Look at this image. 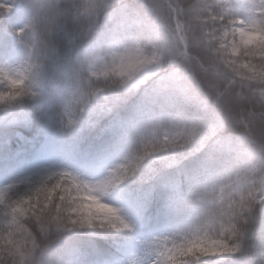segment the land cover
<instances>
[{
	"label": "snow or ice",
	"instance_id": "obj_1",
	"mask_svg": "<svg viewBox=\"0 0 264 264\" xmlns=\"http://www.w3.org/2000/svg\"><path fill=\"white\" fill-rule=\"evenodd\" d=\"M7 8L0 4V10ZM242 8L240 16L221 0H85L79 15L92 23L103 16L112 25L109 59L90 75L119 77L116 87L125 95L143 86L159 112L153 113L150 134L139 137V149L94 184L69 172L46 171L18 199L8 196L13 185L0 188V264H25L53 230H131L121 210L101 198L157 153H170L174 164L189 145L199 152L210 143L200 165L208 182L194 197L195 214L176 234L154 242L151 264H193L217 256L230 264H264V217L258 228L252 226L257 206L264 208V0H249ZM0 80L7 81L0 105L27 94L22 75L0 71ZM232 85L237 95L247 94L250 108L233 106L226 97ZM102 90L74 94L69 113ZM189 109L193 116L182 123ZM166 122L174 130L157 136ZM199 175L192 179L198 182Z\"/></svg>",
	"mask_w": 264,
	"mask_h": 264
},
{
	"label": "trees",
	"instance_id": "obj_2",
	"mask_svg": "<svg viewBox=\"0 0 264 264\" xmlns=\"http://www.w3.org/2000/svg\"><path fill=\"white\" fill-rule=\"evenodd\" d=\"M55 2L0 0L8 6L0 10V71L13 78L22 75L27 93L12 104L0 105V188L13 185L10 199L26 195L49 167L52 171L73 167L81 179L97 178L100 167L119 164L139 148V137L150 134L153 113L159 112L141 86L127 95L102 90L90 96L82 110L69 113L67 105L74 94L91 91L86 79L91 56L85 59L84 53L97 54L102 45L90 39L77 16L78 0H57L56 19L46 21L45 14ZM5 90L7 81L0 80V91ZM226 97L234 107L252 106L246 93L237 95L236 85ZM192 116V110H186L181 121L189 122ZM18 149L25 152L13 156ZM196 159L186 160L181 169L157 171L143 164L139 176L115 191L137 215V228L47 233L44 239L50 247L45 264H150L156 258L154 242L176 234L195 214L194 197L208 182L200 168L193 170ZM197 173L198 182L192 179ZM262 209L258 205L255 210L257 223ZM4 213L0 206V217ZM193 264H230V260L217 256Z\"/></svg>",
	"mask_w": 264,
	"mask_h": 264
},
{
	"label": "clouds",
	"instance_id": "obj_3",
	"mask_svg": "<svg viewBox=\"0 0 264 264\" xmlns=\"http://www.w3.org/2000/svg\"><path fill=\"white\" fill-rule=\"evenodd\" d=\"M84 6H85V0H78V3L75 6V12L87 27L88 33L90 34V39L98 40L102 45L100 51L97 54H94V57L91 56L90 62L87 64L88 71L86 72V79L88 82V88H90L91 91L94 89H103V91L112 90L114 92H118L119 90L117 89L116 84L119 83V77L109 76L107 79H104V78H95L90 75L91 72L97 71V69L102 64L107 62L109 59V53L112 50L111 47L109 46V36L112 25L110 23L105 24L103 21V16H101L98 20L92 23L88 21L85 17L79 15L80 11L84 8ZM58 8L59 5L57 4V0H56L53 6L47 10L44 17L45 20L54 21L58 14ZM84 56L85 59L88 58L89 54L87 53V51H85ZM113 81H115V83H113ZM182 123L187 124L189 122H182ZM165 129H168L170 131L174 130L166 122L164 125H162L160 129L157 130V136H162L164 134ZM194 147H195L194 145H189L187 148L183 149L180 155L175 156L174 164L172 163L173 156L170 153H163V152L157 153L154 157H151L149 160H146L144 164L150 165L152 168H154L157 171L162 169H170L173 167L175 169H181L186 160H191L193 158L199 157V159L195 160L193 166V170L198 169L200 168V165L205 155L212 150L213 145L210 143L208 146H206L204 149H202L199 152L193 151L192 149ZM136 176H139V173H137ZM102 178L91 179V180L80 178V180L88 184H94L96 181ZM83 191L85 194H87V189H84ZM95 195H99V194L95 193ZM262 217H264V209H262L261 212V218ZM252 226L254 228H258L260 226V221L259 223H257V220L254 221ZM48 233H51L53 235L58 234L54 230ZM39 244H40V248L30 259L26 260L25 264H45L44 254L45 251L50 247V242H46L43 236L40 238ZM41 250H43V255H41ZM252 258H253V254L251 253V255L249 256L250 261L252 260Z\"/></svg>",
	"mask_w": 264,
	"mask_h": 264
},
{
	"label": "rangeland",
	"instance_id": "obj_4",
	"mask_svg": "<svg viewBox=\"0 0 264 264\" xmlns=\"http://www.w3.org/2000/svg\"><path fill=\"white\" fill-rule=\"evenodd\" d=\"M221 2L228 5L227 10L232 12L233 14H239L240 16L244 15L243 8H242L241 4L231 3V2H228L227 0H221ZM136 90H138V89H136ZM136 90H134V91H136ZM114 166L115 165H108V166L102 167V169H100L101 170V172H100L101 177L100 178L104 177L108 173V171ZM52 168L53 167H49V168H47L46 171H52ZM61 171L69 172L75 176L77 174V170L73 167H68V168L62 169ZM102 201L105 203L111 204L114 207L119 208L121 210V214L123 215L125 220L129 224L132 225L131 230L135 228V225H136L135 220L136 219H135L133 213L131 212V210L126 206L124 201H121L120 199L115 198V195L113 193L109 196L102 198Z\"/></svg>",
	"mask_w": 264,
	"mask_h": 264
}]
</instances>
